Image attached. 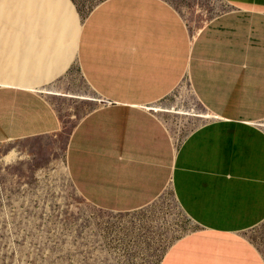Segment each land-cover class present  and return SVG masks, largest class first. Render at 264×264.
I'll use <instances>...</instances> for the list:
<instances>
[{"label": "crops", "instance_id": "obj_1", "mask_svg": "<svg viewBox=\"0 0 264 264\" xmlns=\"http://www.w3.org/2000/svg\"><path fill=\"white\" fill-rule=\"evenodd\" d=\"M217 2L196 25L173 0H0V142L59 131L52 94L31 89L78 72L86 90L58 95L92 104L65 145L68 179L106 211L169 193L177 225L157 264H264V0ZM179 84L218 119L171 130L145 108Z\"/></svg>", "mask_w": 264, "mask_h": 264}, {"label": "rangeland", "instance_id": "obj_2", "mask_svg": "<svg viewBox=\"0 0 264 264\" xmlns=\"http://www.w3.org/2000/svg\"><path fill=\"white\" fill-rule=\"evenodd\" d=\"M94 1L88 0L90 5ZM217 1L173 0L185 22L196 25L221 10ZM73 74L53 87L73 94L86 90L81 75ZM183 84L157 103L167 110L157 113L171 130L199 122L172 110L211 118L203 117L209 114L188 98ZM48 99L62 120L59 131L0 142V264H157L160 245L155 249V241L160 244L161 231L171 222L177 225L169 193L135 212L88 204L68 179L64 151L74 124L92 104L58 95Z\"/></svg>", "mask_w": 264, "mask_h": 264}, {"label": "bare ground", "instance_id": "obj_3", "mask_svg": "<svg viewBox=\"0 0 264 264\" xmlns=\"http://www.w3.org/2000/svg\"><path fill=\"white\" fill-rule=\"evenodd\" d=\"M187 88V87H186ZM32 91H36V92H42V93H45V94H52V95H65V96H73V97H75V96H77V95H73V94H69V93H65V92H63V91H58V90H47L46 88H41V89H38V88H36V89H31ZM30 90V91H31ZM79 97H82V96H79ZM98 97V96H97ZM89 98V97H88ZM91 99V98H90ZM99 101H103L102 99L101 100H99ZM147 110H150V111H154V112H158V111H167V110H165V109H161L160 107H158L157 105L156 106H148V107H145ZM170 112H172V113H176V114H180V115H190V116H200L199 114H197V113H194L193 111L191 112V111H184V110H172V111H170ZM203 117H207V118H216V119H218V117L216 116V115H204ZM64 170H65V172H66V168H65V166H64Z\"/></svg>", "mask_w": 264, "mask_h": 264}]
</instances>
